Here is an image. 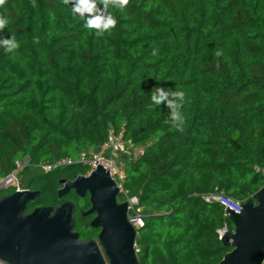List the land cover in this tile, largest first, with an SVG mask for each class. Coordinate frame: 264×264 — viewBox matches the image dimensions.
Returning <instances> with one entry per match:
<instances>
[{
	"label": "trees",
	"instance_id": "1",
	"mask_svg": "<svg viewBox=\"0 0 264 264\" xmlns=\"http://www.w3.org/2000/svg\"><path fill=\"white\" fill-rule=\"evenodd\" d=\"M89 3L94 9L83 12L76 0L0 6V40L19 45H0V178L26 162L20 184L41 191L40 205L72 200L84 210L88 197L57 190L87 165L39 166L77 160L122 133L131 153L124 187L145 219L140 264H217L231 249L218 231L234 224L203 195L243 203L264 184V0ZM93 17L115 26L89 27ZM157 87L185 94L177 100L183 131L164 102H153ZM77 215L80 237L96 236Z\"/></svg>",
	"mask_w": 264,
	"mask_h": 264
},
{
	"label": "water",
	"instance_id": "2",
	"mask_svg": "<svg viewBox=\"0 0 264 264\" xmlns=\"http://www.w3.org/2000/svg\"><path fill=\"white\" fill-rule=\"evenodd\" d=\"M264 175V170H263ZM59 198L71 190L90 195L94 214L90 225L100 228L97 237L82 239L75 230L76 205L66 200L58 206L40 205L39 189L0 195V264H140L136 240L139 228L128 220V202L118 201L119 187L102 165L74 179H60ZM37 203L28 211L30 203ZM234 224L221 241L231 247L217 264H263L264 184L240 211L226 209Z\"/></svg>",
	"mask_w": 264,
	"mask_h": 264
},
{
	"label": "built area",
	"instance_id": "3",
	"mask_svg": "<svg viewBox=\"0 0 264 264\" xmlns=\"http://www.w3.org/2000/svg\"><path fill=\"white\" fill-rule=\"evenodd\" d=\"M122 133L115 134L113 131L109 133V140L105 142L99 149H92L87 152H84L80 155V157L75 160L71 157H61L54 162L48 163L46 165H38L44 170H50L54 167L67 166L71 165L75 162H82L83 164L88 166V170L85 174H89L93 171L97 166L102 165L105 169H107L113 178V180L117 183L119 187L118 201H127L128 202V220L132 223L136 228H140L144 225L145 219L142 211V207L139 205L138 197L135 195H130L128 189L124 187V182L126 179V165L124 161H119L113 157H108L105 155V152L108 149H111L117 145L123 144L122 142ZM134 152L141 153L142 147H137ZM26 163V162H25ZM25 163H18L17 169L12 171L0 178V190H5L7 188H14L16 190H23L27 187H24L20 184L19 172L25 165ZM206 202H219L223 205L224 210L231 208L235 211H240L242 207V203L239 201H235L230 197L225 196L222 193H208L203 195L202 197ZM226 214V212H225ZM229 231L225 226L223 229H220L219 238L221 239L222 235ZM136 251L137 245H136ZM264 264V261H263Z\"/></svg>",
	"mask_w": 264,
	"mask_h": 264
},
{
	"label": "clouds",
	"instance_id": "4",
	"mask_svg": "<svg viewBox=\"0 0 264 264\" xmlns=\"http://www.w3.org/2000/svg\"><path fill=\"white\" fill-rule=\"evenodd\" d=\"M67 3L68 0H65ZM102 3H120V4H127L128 0H101ZM6 3V0H0V6H3ZM94 5L89 3V0H76V7L74 8V11H88L93 10ZM101 20V23L99 25L95 24V20L97 17H93L91 20L88 21L89 27H98L100 29H107L108 27L115 26V20L111 18H105V17H98ZM7 24V20L4 18H0V30H2ZM102 31H98L97 35H101ZM0 45L6 46V51L11 52L13 49L18 48L19 45L16 43L15 37L12 36L11 38L0 40ZM220 53H217L219 55ZM184 93L182 91H171V90H165L164 88L157 87L153 89L152 91V100L155 104H160L162 102L165 103L166 107H168L170 111V119L172 122V125L180 131H183V123H184V117L179 112L180 107L182 104L177 103V100L183 101ZM172 97V99H169V97Z\"/></svg>",
	"mask_w": 264,
	"mask_h": 264
},
{
	"label": "rangeland",
	"instance_id": "5",
	"mask_svg": "<svg viewBox=\"0 0 264 264\" xmlns=\"http://www.w3.org/2000/svg\"><path fill=\"white\" fill-rule=\"evenodd\" d=\"M105 155L108 157H113L119 161H125V159L127 157L131 156V153L123 144H121V145H117L111 149H108L105 152ZM19 179H20V177H19Z\"/></svg>",
	"mask_w": 264,
	"mask_h": 264
},
{
	"label": "flooded vegetation",
	"instance_id": "6",
	"mask_svg": "<svg viewBox=\"0 0 264 264\" xmlns=\"http://www.w3.org/2000/svg\"><path fill=\"white\" fill-rule=\"evenodd\" d=\"M75 194V195H77L78 197H83V198H85V197H88L89 198V200H90V195H89V193L87 192L84 196H80V195H78V194H76L75 193V191L74 190H71L67 195H65V196H63V197H68V196H70L71 194ZM91 207V202H90V205L86 208V209H79V210H77V207H76V211H75V218H76V220H77V218H78V215H77V213H79V214H81V216H83V217H85V221H84V223L85 224H88V225H90V222H91V220L94 218V214H92V215H84V214H82V212H84V211H87L89 208ZM79 211V212H78ZM87 220V221H86ZM91 226V225H90ZM96 230H97V233H96V236H93V237H97V235H98V233L100 232V228H95ZM91 238V237H90Z\"/></svg>",
	"mask_w": 264,
	"mask_h": 264
}]
</instances>
